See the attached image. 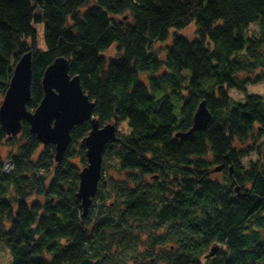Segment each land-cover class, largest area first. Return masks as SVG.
<instances>
[{
  "label": "trees",
  "instance_id": "1",
  "mask_svg": "<svg viewBox=\"0 0 264 264\" xmlns=\"http://www.w3.org/2000/svg\"><path fill=\"white\" fill-rule=\"evenodd\" d=\"M125 14L131 22L117 18ZM190 25L194 36L180 33ZM28 51L29 110L64 57L101 126L128 131L106 145L84 215L77 194L91 123L73 127L57 161L55 144L27 121L18 135L0 122V241L12 264H264V140L258 159L241 163L264 135V94L246 91L264 81V0H0V105ZM204 100L209 124L178 137Z\"/></svg>",
  "mask_w": 264,
  "mask_h": 264
},
{
  "label": "water",
  "instance_id": "2",
  "mask_svg": "<svg viewBox=\"0 0 264 264\" xmlns=\"http://www.w3.org/2000/svg\"><path fill=\"white\" fill-rule=\"evenodd\" d=\"M32 66L33 53L28 51L22 55L14 68L0 105V122L9 135H18L22 131V120L27 121L32 133L36 134L43 144H55L57 161H61L71 142L73 127L86 121L91 123L90 133L82 140L86 147L88 164L80 172L77 194L82 200L83 214L86 215L98 191L105 147L109 142L120 141L117 125L110 122L101 126L99 119L94 116L95 102L83 91L80 77L70 75L69 61L64 57L57 58L46 69L42 79L44 97L34 111L29 110L27 104L32 98ZM211 118L212 113L207 102L201 101L193 116L191 129L176 135L186 138L195 130L205 128ZM223 168L224 164H221L215 170L221 171ZM230 170L232 172V166ZM220 248L219 245L212 246L206 256H214Z\"/></svg>",
  "mask_w": 264,
  "mask_h": 264
},
{
  "label": "rangeland",
  "instance_id": "3",
  "mask_svg": "<svg viewBox=\"0 0 264 264\" xmlns=\"http://www.w3.org/2000/svg\"><path fill=\"white\" fill-rule=\"evenodd\" d=\"M123 17L124 18L126 17V18L124 19ZM117 18L121 19L122 21H125V22L126 21L131 22V18L129 16V14H125V16L119 15V16H117ZM35 27L37 30L38 45L41 48H45L43 23L36 24ZM251 28L255 29L256 25L255 24L252 25ZM180 33H182L186 36H189V37L194 36L195 35V26L190 25V26L182 29L180 31ZM169 42H170V39L168 41H165V42L157 43V46L158 47H164ZM141 77L143 78L142 75H141ZM246 91L249 94H252V93L264 94V81H259V82L250 81V82H248V84L246 85ZM231 94L235 99L243 100L245 98L246 92L239 91L237 89H232ZM117 129L119 130L118 132H120V133H124V132L128 131L125 123L120 124ZM263 140H264V135L260 138L258 143L255 145V148L248 155H246L242 158L241 163L243 166L247 167L249 165L248 164L249 161H251V160L256 161L258 159L259 155H258V152L256 151V148L258 147V145ZM1 152L3 153L4 156H6L8 149L2 148ZM9 162L12 163V161L9 157H5V159L3 158V166L7 165ZM3 171L6 172L7 170L5 171V169H4ZM212 173H213V175L211 176L212 178H217V179H221V180L223 179L224 174L216 172V171H213ZM0 264H12V257H11L9 248L6 246V244L4 242H1V241H0Z\"/></svg>",
  "mask_w": 264,
  "mask_h": 264
},
{
  "label": "built area",
  "instance_id": "4",
  "mask_svg": "<svg viewBox=\"0 0 264 264\" xmlns=\"http://www.w3.org/2000/svg\"><path fill=\"white\" fill-rule=\"evenodd\" d=\"M11 168H12V163L11 162H9L7 165L4 166L5 171L6 170L10 171Z\"/></svg>",
  "mask_w": 264,
  "mask_h": 264
},
{
  "label": "flooded vegetation",
  "instance_id": "5",
  "mask_svg": "<svg viewBox=\"0 0 264 264\" xmlns=\"http://www.w3.org/2000/svg\"><path fill=\"white\" fill-rule=\"evenodd\" d=\"M227 165H229V167H230V164H226V166H227ZM227 168H228V166H227ZM225 173H226V171H225Z\"/></svg>",
  "mask_w": 264,
  "mask_h": 264
},
{
  "label": "bare ground",
  "instance_id": "6",
  "mask_svg": "<svg viewBox=\"0 0 264 264\" xmlns=\"http://www.w3.org/2000/svg\"><path fill=\"white\" fill-rule=\"evenodd\" d=\"M95 196H96V195H95ZM95 196H94V197H95ZM94 197H93V198H94Z\"/></svg>",
  "mask_w": 264,
  "mask_h": 264
}]
</instances>
